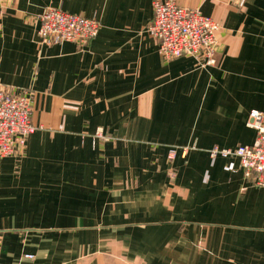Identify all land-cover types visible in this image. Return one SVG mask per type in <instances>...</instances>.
<instances>
[{
    "label": "crops",
    "instance_id": "obj_1",
    "mask_svg": "<svg viewBox=\"0 0 264 264\" xmlns=\"http://www.w3.org/2000/svg\"><path fill=\"white\" fill-rule=\"evenodd\" d=\"M175 1L220 23L216 64L163 58L146 31L152 0H0V83L29 90L36 127L20 154L0 158V197L53 184L62 215L94 236L52 242L53 227L8 225L39 237L17 234L20 249L3 247L0 264L264 263V188L236 156L208 152L255 140L264 0ZM50 6L97 17V35L41 46Z\"/></svg>",
    "mask_w": 264,
    "mask_h": 264
},
{
    "label": "built area",
    "instance_id": "obj_2",
    "mask_svg": "<svg viewBox=\"0 0 264 264\" xmlns=\"http://www.w3.org/2000/svg\"><path fill=\"white\" fill-rule=\"evenodd\" d=\"M152 7L153 17L146 31L157 40L158 53L163 58L188 55L201 66L216 64V34L220 29L217 20L202 14L198 8L180 6L175 0H152ZM100 25L95 16L67 12L60 7H46L39 15L38 43L42 46L70 41L85 46L97 35ZM31 113L32 96L29 90L16 91L0 83V158L14 156L25 147L28 136L36 129ZM247 124L256 131L252 144L228 148L215 145L208 152L211 157L236 156L244 176L264 188L262 111L251 109ZM174 156L175 151L171 149L169 158ZM24 258L33 259L34 254L26 253Z\"/></svg>",
    "mask_w": 264,
    "mask_h": 264
},
{
    "label": "rangeland",
    "instance_id": "obj_3",
    "mask_svg": "<svg viewBox=\"0 0 264 264\" xmlns=\"http://www.w3.org/2000/svg\"><path fill=\"white\" fill-rule=\"evenodd\" d=\"M20 152L21 151L16 155L20 154ZM10 195L12 198L9 199L0 197V228L7 229L12 225H14L13 229L22 226L53 227L48 234L52 242L69 240L78 242L79 240L94 239V236L87 234L88 232L79 230L82 222H74L72 216L62 215L64 204L68 203V201L67 199L61 198V195L53 190V184L44 182L33 183L21 190H13ZM47 213L51 214L46 215ZM67 226L74 229L66 230ZM31 230L32 229L28 230L27 235L31 233ZM17 234L20 239H22V242L26 239L29 240L27 243L39 237L34 236L31 238L29 235L26 236V232L24 231L12 233L10 231L6 232L0 230V251L3 247H6L7 251L19 250L20 246L18 247ZM43 235L44 234L40 233L41 237ZM41 239L42 238L39 240ZM27 249L29 250V248ZM24 254L21 255V258L26 259L24 258Z\"/></svg>",
    "mask_w": 264,
    "mask_h": 264
}]
</instances>
